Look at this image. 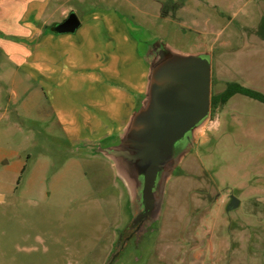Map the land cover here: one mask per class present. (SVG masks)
<instances>
[{
    "label": "rangeland",
    "instance_id": "obj_1",
    "mask_svg": "<svg viewBox=\"0 0 264 264\" xmlns=\"http://www.w3.org/2000/svg\"><path fill=\"white\" fill-rule=\"evenodd\" d=\"M71 12L82 21L77 32L56 33L26 63L7 49L17 35L0 34V264H106L115 254L112 264H264V252H243L264 250V103L238 94L211 108L166 184L158 222L115 253L132 218L128 195L107 161L74 144L93 124L61 111L110 109L108 117L116 109L126 123L132 109L102 87L118 46L109 28L118 22L143 55L157 40L211 52L212 95L228 83L264 94V0H52L43 34ZM217 109H232L218 130Z\"/></svg>",
    "mask_w": 264,
    "mask_h": 264
},
{
    "label": "water",
    "instance_id": "obj_2",
    "mask_svg": "<svg viewBox=\"0 0 264 264\" xmlns=\"http://www.w3.org/2000/svg\"><path fill=\"white\" fill-rule=\"evenodd\" d=\"M82 21L75 12L53 27L73 34ZM143 58L148 66L145 93L115 143H85L89 154L107 161L128 195L132 218L120 234L137 242L159 220L166 184L193 148L211 113L212 54L185 53L157 40ZM237 199L229 209H233ZM118 239L117 251L122 243ZM117 254L106 264H112Z\"/></svg>",
    "mask_w": 264,
    "mask_h": 264
},
{
    "label": "crops",
    "instance_id": "obj_3",
    "mask_svg": "<svg viewBox=\"0 0 264 264\" xmlns=\"http://www.w3.org/2000/svg\"><path fill=\"white\" fill-rule=\"evenodd\" d=\"M51 2L52 0H0V34L17 35V42H9L6 44H9L7 49L10 51L11 55L17 56L18 62L26 63L31 61L37 55L40 56L43 48L56 42V33H51L48 30L50 27L47 26L44 28L46 33L43 34L41 26L42 19L50 13ZM161 7L163 10V4ZM153 16L156 15L153 14ZM110 26L112 27L109 29L113 30L117 35V54L115 56V62L112 70L104 69L107 72V78L103 80L102 87H104L106 94L114 92V100L115 97H119V102L121 99L126 102L127 105L122 109L132 110L126 120V123L122 127L120 126V119H117L116 115H112L115 113L116 109H113V113L109 112L108 117H106V115L104 116L103 111H110V109H102V111L100 109H61L64 117L75 113L81 116V121H83L84 124H93L92 132L90 134L84 133L82 135H77L74 144L94 143L105 140L109 142V139H111L109 144H114L116 136L126 126L132 112L136 108L138 103V93L141 92V95H143L146 90L148 66L145 60L144 62L147 66V70H145V68H141V72L139 74H137L136 70L138 67L139 54L138 42L130 31L123 27L119 22L117 24L114 23V25L111 24ZM102 30L106 31L107 27H103ZM41 61L42 60H38L39 63H41ZM133 66L134 68L132 69ZM50 82L52 84L53 79ZM53 85H55V83H53ZM244 85L245 87L259 90L258 87H254L251 84ZM53 87V89L58 88L57 85ZM230 99L228 101H230ZM228 101L226 103H228ZM55 110L57 111L59 109ZM231 110L232 109H217L215 119L211 124V129L218 130L220 127L228 125ZM78 120L80 121V118H78ZM88 156L98 158L91 156L90 154ZM25 166L27 165L25 164L22 167V170ZM1 197L4 196H0V198ZM259 198L261 200L262 197L259 196ZM247 247L248 248L243 249L245 257L253 256L251 255V250L257 252L255 254L256 257L261 256L264 252L263 248H260V246L256 249L252 247L250 248L248 245Z\"/></svg>",
    "mask_w": 264,
    "mask_h": 264
},
{
    "label": "trees",
    "instance_id": "obj_4",
    "mask_svg": "<svg viewBox=\"0 0 264 264\" xmlns=\"http://www.w3.org/2000/svg\"><path fill=\"white\" fill-rule=\"evenodd\" d=\"M53 27L54 26H52L51 28H48V30L51 33H55L53 30ZM138 52H139L140 56H143V53L140 52V50H139V45H138ZM236 94L248 96L250 98H253L255 100H258V101L264 103V94L263 93L256 91V90H253L251 88L245 87L239 83H228L226 89L223 92H221L217 95H212L211 108H216L218 106L225 104L231 97H233ZM26 169H27V166H25L23 168L21 176L24 174ZM20 179H21V177H20ZM20 179H19V181H20Z\"/></svg>",
    "mask_w": 264,
    "mask_h": 264
},
{
    "label": "flooded vegetation",
    "instance_id": "obj_5",
    "mask_svg": "<svg viewBox=\"0 0 264 264\" xmlns=\"http://www.w3.org/2000/svg\"><path fill=\"white\" fill-rule=\"evenodd\" d=\"M128 235H129V234H125V235L123 236L121 245L124 244V241H125V239L128 237Z\"/></svg>",
    "mask_w": 264,
    "mask_h": 264
}]
</instances>
